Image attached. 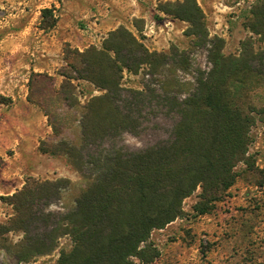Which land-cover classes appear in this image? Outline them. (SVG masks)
<instances>
[{"label": "rangeland", "instance_id": "374dc122", "mask_svg": "<svg viewBox=\"0 0 264 264\" xmlns=\"http://www.w3.org/2000/svg\"><path fill=\"white\" fill-rule=\"evenodd\" d=\"M166 1L176 0H138V5L132 0H0V224L8 223L14 214L3 198L21 189L28 177H63L70 182L59 198L36 205L38 215L27 226V233L34 236L49 230L58 216L74 206L84 176L90 172L87 152L111 147L134 152L172 138L179 115L169 108V100H181L193 92L198 70H208L210 63L207 46L193 45L194 37L185 34L188 22L160 10ZM196 1L205 15L209 36L224 40L225 54H237L240 42L247 37L255 40L256 48L264 47L259 36L245 26L251 6L259 0ZM135 7L140 11L133 15ZM43 8L52 9L55 24L51 27L44 25ZM102 8L110 15L111 24L102 23ZM120 25L140 37L149 50L169 53L155 75L146 68L136 74L123 73L116 102L139 119L138 132L122 130L98 144L86 143L80 165L65 156L41 152V142L49 146L64 139L78 144L82 106L90 96L101 93L91 83L75 79L71 82L74 103L62 98L61 73L67 68L64 47L83 50L89 45L100 46L107 33ZM171 48L187 50V71L176 66ZM253 66L263 70L264 57ZM71 75L76 76L74 72ZM261 84L256 93L264 106V81ZM250 132L251 164L237 163L235 183L213 209L199 215L192 210L197 188L183 200L180 217L151 231L148 244L154 257L149 258L151 252L143 260L132 257L134 264H264L262 123L256 120ZM22 237L20 231H0V264H57L59 251L71 246L70 237L63 235L52 252L21 262L13 248Z\"/></svg>", "mask_w": 264, "mask_h": 264}, {"label": "trees", "instance_id": "16d2710c", "mask_svg": "<svg viewBox=\"0 0 264 264\" xmlns=\"http://www.w3.org/2000/svg\"><path fill=\"white\" fill-rule=\"evenodd\" d=\"M159 8L188 22L185 34L194 37L193 45L207 46L210 63L208 70H198L193 92L169 100V108L179 115L172 138L134 152L119 147L87 152L90 172L74 206L58 216L49 230L34 236L27 233V226L38 215L36 205L59 198L70 182L63 177H28L21 189L3 198L14 214L8 223L0 224V231L23 234L13 248L18 261L52 252L63 235L70 237L71 246L59 251L57 264H134L132 257L143 260L150 252L153 258L148 244L151 231L180 217L185 198L198 188L192 210L198 215L210 212L235 183L237 163L251 164V127L256 120L264 127V106L256 93L264 69H255L253 62L264 57V47L256 48L255 40L247 37L237 54H225L224 40L209 36L196 0L166 1ZM41 17L45 27L55 24L51 8H43ZM245 26L264 42V0L251 6ZM63 52L67 68L61 73L62 98L74 103L71 82L75 79L91 83L101 93L82 106L78 144L62 139L49 146L41 142L39 149L80 165L86 143L98 144L122 130L138 132L139 119L116 102L123 73L146 68L155 75L169 53L149 50L123 25L110 30L100 46L79 50L66 45ZM171 52L176 66L187 71V50L171 48Z\"/></svg>", "mask_w": 264, "mask_h": 264}, {"label": "crops", "instance_id": "0c3cea01", "mask_svg": "<svg viewBox=\"0 0 264 264\" xmlns=\"http://www.w3.org/2000/svg\"><path fill=\"white\" fill-rule=\"evenodd\" d=\"M132 3L133 4H139V2H138V0H132ZM103 9V8H102ZM101 9V11H100V13L103 15V19H102V23H106V24H111V21H110V19H111V17H110V15H108V13H107V10H102ZM140 10H138V8L136 9V7H135V12L133 13V15H136L138 12H139ZM142 17H144V16H142ZM105 21V22H104ZM101 24V23H100Z\"/></svg>", "mask_w": 264, "mask_h": 264}]
</instances>
